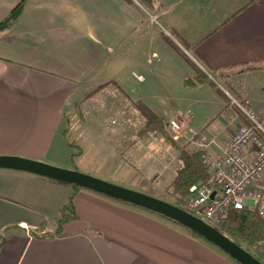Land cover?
<instances>
[{"label":"crops","instance_id":"crops-1","mask_svg":"<svg viewBox=\"0 0 264 264\" xmlns=\"http://www.w3.org/2000/svg\"><path fill=\"white\" fill-rule=\"evenodd\" d=\"M20 1L0 0V23ZM162 2L163 9L151 13L138 0H26L15 23L0 31V155L128 186L135 180H123L134 169L126 158L132 149L113 134L105 137V153H98V143L108 120L120 122L122 132L139 121L132 113H140L138 101L166 125L180 117L215 137L210 151L218 153L246 118L216 84L186 85L202 69L198 61L264 117V0H250L226 19L214 4L211 26L203 21L206 0ZM247 65L257 68L240 71ZM100 85L93 97L83 96ZM88 102L94 111L78 114V103L80 108ZM182 102L188 110L176 107ZM74 114L80 129L72 137L83 147L75 165L64 135ZM92 146L95 165L85 162ZM108 156L109 162L101 160ZM262 188L264 183L254 185ZM74 190L0 168V264H238L157 213L85 188L75 191L78 218L56 233L60 210Z\"/></svg>","mask_w":264,"mask_h":264},{"label":"built area","instance_id":"built-area-1","mask_svg":"<svg viewBox=\"0 0 264 264\" xmlns=\"http://www.w3.org/2000/svg\"><path fill=\"white\" fill-rule=\"evenodd\" d=\"M221 89L246 122L238 127L220 152L210 151L216 143L215 137L195 130L183 118L176 117L167 123L174 137L202 151L209 178L190 188L185 207L214 227L227 221L231 209L247 208L264 220V188L254 189L255 184L264 183V117L249 107L246 100L235 98L224 87ZM249 148L253 151L249 152ZM252 249L264 252V239L254 243Z\"/></svg>","mask_w":264,"mask_h":264},{"label":"rangeland","instance_id":"rangeland-1","mask_svg":"<svg viewBox=\"0 0 264 264\" xmlns=\"http://www.w3.org/2000/svg\"><path fill=\"white\" fill-rule=\"evenodd\" d=\"M249 1L250 0H206L207 9L205 11L206 16H205V18L203 17V21L205 19V22L207 21V23L211 26L212 21H213V17H214L211 14V9H212V6L214 4L217 7L215 10H218V12L222 16H224V18L226 19V18L233 16V14L235 12H237L242 6H244ZM189 54H190V56H192V53H189ZM192 58H193V60L197 61V59L194 56H192ZM198 64L200 65V67L202 68L203 71H207L209 74H211L210 71H208V69L204 65H202V63H200L198 61ZM211 75L214 78L213 81L217 87H220V88L224 87V88L228 89L226 87V83L224 80L219 78V76H217V75H213V74H211ZM103 86L104 85H100L94 91L92 90L91 92H88L87 94H85L83 96L86 98H88L89 96L93 97L94 93L96 94L97 92H99L103 88ZM98 99H96L97 102L98 103L101 102V100H98ZM80 100H78L77 102H79ZM228 101H230V99ZM103 102H105V100H103L102 103ZM93 103L94 102H88L86 105L82 104L80 106V108H79L80 103H78L75 110L78 111V114L79 113L89 114L90 112L94 111V109H93L94 107L92 106ZM176 107H178L182 111L188 110V108H189V106L183 102L178 103ZM203 107H204V105L200 104L199 106L196 107V110L197 111L199 110V112L201 113ZM132 113L135 115L137 114L136 117L138 118L139 121L138 122L137 121L136 122L130 121L129 126L127 127L126 131H123V132L121 131L120 122L119 123H112L111 120L110 121L108 120L105 123V125H103L101 127V128H104V129H101V132L103 134V138L98 143V153L101 154V153L106 152L105 150L108 149V146H107L108 141H105V137H107V134H109L111 137V135L113 134L114 139H115V137L119 138L123 144H127V147L132 149V151L127 154L126 158L128 159V162L130 164H132V166H134V169H133V172L130 171L128 175H125L123 180L125 181L128 179L129 180L135 179L132 181L136 182L138 187H136L133 182H132V184H130L128 186L121 185V184H117V185L129 188V189H132V190H135L138 192H142V193L157 197L159 199H162V200H165L168 202H174L177 196L174 193L172 181L174 180V178L177 174V170L182 165L179 158H178L179 150H178V148L169 144L160 132L150 131L145 126V122H144V124L141 123L142 117H143L141 113L138 114L137 112H135V110ZM134 119H135V117H134ZM70 121H71V126H70L71 128H70L69 132H67V133H69L68 142H73L77 145L76 147L71 148L72 152L74 151V153H75L78 149H81L83 151V147L79 144L78 141H75L72 137L73 136V130L76 131L75 133L77 134L79 132V129H80L78 126L75 114L73 115V117L71 118ZM166 127H167V125H166ZM166 129L168 130V128H166ZM138 131H140L139 137H137V133H136ZM85 135H86V133H85ZM173 138L176 140V142L178 143V145L180 147L187 145L189 148H193V146H191L190 144L185 143L184 140H181V139L174 137V136H173ZM94 145H97V144H94ZM162 145L165 147L164 151H163V149H161V147L163 148ZM96 149H97L96 147H93V149H91L90 151L87 152V154L85 156V162L86 163L95 165V158L94 157H95V155H98V153L95 152ZM133 152H137L136 157L134 156L135 154H133ZM162 153L166 157L167 163L162 164L160 162V160H163V158H164V157H162V155H163ZM101 160L109 162L110 160H112V157L108 156L107 160L104 157H102ZM76 162H77V160H76ZM169 164L171 167L169 166ZM63 168H65V167H63ZM90 175H92V174H90ZM93 176H95V175H93ZM98 178H101V177H98ZM114 184H116V183H114ZM185 199L183 202V208L184 209H186ZM243 245H244V243H243ZM246 248H248L253 254L258 256L262 260V262H264V252H262L260 250L252 249V245L247 246Z\"/></svg>","mask_w":264,"mask_h":264},{"label":"trees","instance_id":"trees-1","mask_svg":"<svg viewBox=\"0 0 264 264\" xmlns=\"http://www.w3.org/2000/svg\"><path fill=\"white\" fill-rule=\"evenodd\" d=\"M26 0L20 1L11 11L10 15L0 23V31L11 27L15 21L20 16ZM144 7L151 13L160 12L164 5L162 0H138ZM185 47L189 48L186 43H182ZM257 67L247 65L246 67L240 69V71L254 70ZM221 78V77H220ZM213 83V80L209 75L198 68V75L196 77H189L185 80L186 85L196 86L201 83ZM226 95V94H225ZM228 100V97L226 96ZM135 107L140 111V113L145 118V126L150 131L160 132L165 140L172 146L178 148L179 150V160L181 161V167L177 170V174L172 181V186L174 193L176 194V199L171 202L181 208H183L184 199L188 196L190 188L195 184H203L208 178L207 168L202 160V151L196 148H189L187 145L180 147L173 136L167 130L164 120L155 113L148 105L138 101L135 102ZM71 122L67 120V128L65 130V137L68 142V135ZM71 148L77 145L73 142H68ZM82 150L78 149L75 153L71 154V162L75 165L76 160L82 155ZM76 170V169H75ZM74 187V193L69 198L68 202L61 208L57 223L58 227L56 233H60L62 227L67 222L77 219L78 215L75 208V191L82 189V187L72 185ZM164 217V216H162ZM166 218V217H164ZM168 219V218H167ZM170 220V219H169ZM172 221V220H171ZM174 222V221H173ZM176 223V222H175ZM178 224V223H177ZM180 225V224H179ZM222 231L225 235L231 238L236 243L240 244L243 248L251 252L247 246H251L259 240L264 239V220L255 211H251L247 208L243 209H231L227 221L220 227H216ZM9 230L6 229V231ZM193 236L205 240L202 236L190 230ZM207 241V240H205ZM208 242V241H207ZM209 243V242H208ZM244 243V245H243ZM211 244V243H210ZM252 253V252H251ZM253 254V253H252ZM261 262L262 260L253 254ZM239 264V263H238ZM264 264V262H262Z\"/></svg>","mask_w":264,"mask_h":264},{"label":"water","instance_id":"water-1","mask_svg":"<svg viewBox=\"0 0 264 264\" xmlns=\"http://www.w3.org/2000/svg\"><path fill=\"white\" fill-rule=\"evenodd\" d=\"M0 168L41 175L147 209L197 233L239 264H262L251 252L233 241L222 231L171 202L114 184L75 169L63 168L17 155H0Z\"/></svg>","mask_w":264,"mask_h":264}]
</instances>
